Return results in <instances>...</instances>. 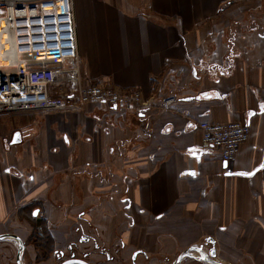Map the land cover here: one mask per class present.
Returning <instances> with one entry per match:
<instances>
[{"label": "crops", "instance_id": "1", "mask_svg": "<svg viewBox=\"0 0 264 264\" xmlns=\"http://www.w3.org/2000/svg\"><path fill=\"white\" fill-rule=\"evenodd\" d=\"M71 1L81 84L138 90L149 108L0 115V236L29 264L32 206L54 243L41 264L80 252L118 264L121 251L167 264L208 253L207 239L219 264H264V0ZM203 121L249 126L226 170ZM17 251L1 239L0 264Z\"/></svg>", "mask_w": 264, "mask_h": 264}, {"label": "built area", "instance_id": "2", "mask_svg": "<svg viewBox=\"0 0 264 264\" xmlns=\"http://www.w3.org/2000/svg\"><path fill=\"white\" fill-rule=\"evenodd\" d=\"M0 26L12 39L11 58L2 54L0 41V115L61 112L88 103L148 110L138 90L81 84L71 0H0ZM64 82L67 91L58 93ZM176 102L167 96L160 107L168 109ZM197 126L203 146L226 170L247 140L249 126L205 121Z\"/></svg>", "mask_w": 264, "mask_h": 264}, {"label": "trees", "instance_id": "3", "mask_svg": "<svg viewBox=\"0 0 264 264\" xmlns=\"http://www.w3.org/2000/svg\"><path fill=\"white\" fill-rule=\"evenodd\" d=\"M23 210L26 213V216L29 219V223L32 224L30 235L27 239L28 244H33L35 249L37 250V253H41V257L45 259H48V257L53 254L54 252V243L53 239L50 236L49 232L46 228V223L44 220H34L32 219V213L34 210V207H27L23 208ZM40 257L37 255L36 259H39ZM43 260V259H42Z\"/></svg>", "mask_w": 264, "mask_h": 264}, {"label": "rangeland", "instance_id": "4", "mask_svg": "<svg viewBox=\"0 0 264 264\" xmlns=\"http://www.w3.org/2000/svg\"><path fill=\"white\" fill-rule=\"evenodd\" d=\"M39 217H41L40 215H39ZM29 226H30V229L32 228V224H28ZM28 239V238H27ZM27 239H26V244L28 245V243H27ZM205 242H201V244H200V246H204V245H206V244H204ZM33 248H34V252H35V256H34V258H33V260H31L30 261V263L29 264H41V263H43V262H45L46 261V259L44 260V258H42L41 256V253L39 252V253H37V250L35 249V247L33 246V244H30ZM195 246H197V245H195ZM199 246V245H198ZM66 246L63 248V249H65L66 250ZM87 248H89L90 250H91V248L89 247V246H86V248H84V247H82V251L85 249H87ZM209 248H210V246H209ZM208 252V251H207ZM206 253V252H205ZM74 254V253H73ZM96 254H97V258H95L93 261L95 262V263H97V264H107V262L105 261V259H103V257L102 256H100L99 254H98V252H96ZM206 254H208V253H206ZM39 256L40 258L39 259H36V256ZM85 254H82L81 252L79 253V254H74V259H79V260H84L85 262H87V260L86 259H88V258H86L87 256L85 255ZM26 256V259L28 258V256L27 255H25ZM115 256L117 257V259L118 260H116L117 261V263L118 264H129V262H130V260H129V258L121 251L120 253H118V254H115ZM192 256L193 257H188V256H186L183 260H182V262L184 263V262H193V261H201L202 260V256L199 254V253H197V252H193L192 253ZM72 257V256H71ZM70 255H67V256H64V257H60L59 258V260L57 261L56 260V263L55 264H62L63 262H65V261H67V260H69L70 258ZM83 257H85V258H83ZM126 257H127V259H126ZM176 257V255L175 256H172V257H165V258H163V259H166L167 260V264H171V263H173L174 262V260L176 259L175 258ZM49 258V257H48ZM175 258V259H174ZM14 259V258H13ZM43 259V260H42ZM32 262V263H31ZM151 262H153V263H155L156 262V260L154 261V260H152ZM201 262H203V261H201ZM13 263H15V261L13 262ZM89 263V262H88ZM24 264V263H23ZM26 264H28V259H27V262H26Z\"/></svg>", "mask_w": 264, "mask_h": 264}, {"label": "water", "instance_id": "5", "mask_svg": "<svg viewBox=\"0 0 264 264\" xmlns=\"http://www.w3.org/2000/svg\"><path fill=\"white\" fill-rule=\"evenodd\" d=\"M264 164V159H263V162L261 164V166ZM223 166L224 168L226 167V164L223 163ZM37 214V211H35L33 213L34 216H36ZM1 239H12V240H15L18 244V251H17V254H16V264H22L21 263V255L23 253V250H24V244L18 239L16 238L15 236H12V235H3V236H0V240ZM205 242H209V244H211V249L209 250L208 252V255H206L202 248L200 247H190L186 250H184L181 254H179V256L174 260V262L172 264H179L184 257L186 256H190L192 252H198L201 256H202V260L204 262H207L209 264H219L217 262H215L213 259L215 257V249L213 247V240L212 239H207ZM62 264H90L88 262H85L84 260H79V259H74L73 257H71L69 260L63 262Z\"/></svg>", "mask_w": 264, "mask_h": 264}, {"label": "bare ground", "instance_id": "6", "mask_svg": "<svg viewBox=\"0 0 264 264\" xmlns=\"http://www.w3.org/2000/svg\"><path fill=\"white\" fill-rule=\"evenodd\" d=\"M0 41L2 44V48H3V55L5 56V58H11V53H12V39L11 36L9 34H6L2 28V26H0Z\"/></svg>", "mask_w": 264, "mask_h": 264}, {"label": "snow or ice", "instance_id": "7", "mask_svg": "<svg viewBox=\"0 0 264 264\" xmlns=\"http://www.w3.org/2000/svg\"><path fill=\"white\" fill-rule=\"evenodd\" d=\"M262 167H264V165H262ZM242 175H249L248 173H242Z\"/></svg>", "mask_w": 264, "mask_h": 264}, {"label": "flooded vegetation", "instance_id": "8", "mask_svg": "<svg viewBox=\"0 0 264 264\" xmlns=\"http://www.w3.org/2000/svg\"><path fill=\"white\" fill-rule=\"evenodd\" d=\"M38 211H39V210H37V214H36V216L38 215ZM59 257H61V258H62V256H61V255H60Z\"/></svg>", "mask_w": 264, "mask_h": 264}]
</instances>
